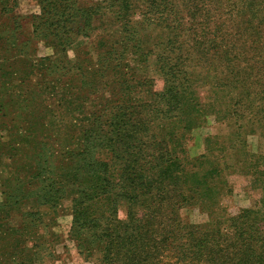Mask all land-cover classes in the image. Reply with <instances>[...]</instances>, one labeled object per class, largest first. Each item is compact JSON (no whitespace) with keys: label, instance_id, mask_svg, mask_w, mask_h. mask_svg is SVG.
<instances>
[{"label":"trees","instance_id":"1","mask_svg":"<svg viewBox=\"0 0 264 264\" xmlns=\"http://www.w3.org/2000/svg\"><path fill=\"white\" fill-rule=\"evenodd\" d=\"M36 1L30 36L0 4V264L22 250L4 241L28 219L55 224L64 203L91 264H264V154L247 142L264 139V0ZM34 40L54 54L38 57ZM232 175L258 193L234 215ZM194 208L206 222L182 216Z\"/></svg>","mask_w":264,"mask_h":264},{"label":"rangeland","instance_id":"2","mask_svg":"<svg viewBox=\"0 0 264 264\" xmlns=\"http://www.w3.org/2000/svg\"><path fill=\"white\" fill-rule=\"evenodd\" d=\"M3 3L9 4L13 6L14 14L19 19L17 22L22 27L23 31L26 35L30 36L35 27L39 24V19L41 16V9L36 0H0V4ZM76 3V7H81L85 2L88 5L97 4L101 2V0H72ZM107 13L106 11H102ZM138 19V16L134 17V20ZM30 38V37H28ZM35 41V40H34ZM77 42H80L81 39L77 38ZM35 48L37 49L38 57H48L53 55L52 49L48 46H43L42 41H35ZM75 50H79L81 47L77 46V43L72 45ZM89 51H91V57L93 60L97 58L94 54L93 47L87 45ZM76 58L82 59L83 57L78 54L74 55V52L71 51L67 55V59L69 62H74L77 60ZM149 76L154 80L156 91H159L162 87V82L159 75L154 71L152 62L149 64ZM206 88H202L200 90L201 96H205ZM108 93V92H107ZM216 123L213 118L207 119V124L204 125L199 130L193 132V141L192 146L190 148V153L193 156H196L202 152V138L206 135H212L215 133ZM248 145L250 146V150L253 153L264 154V139L259 134L249 135L247 137ZM4 175V173H3ZM229 182L232 186V195L224 199V205L228 208L231 214H236L238 211L242 209H246L250 207L251 202L254 199H257V192H249L248 191V183L249 179L243 177L241 175H232L229 177ZM252 193V194H250ZM2 201V197L0 194V202ZM68 207V203H64L63 207L58 212V217L55 221V224H51L48 222L49 216L43 217V222L39 223L38 227H34L30 224L31 219L27 220L25 224L26 227L23 229L22 235L16 239H10L8 241H4V245L9 246L12 244L20 245V250L16 262L17 264H29L31 261L32 264H48L46 258L47 255L51 251L54 252V257L50 264H91L85 261L80 255H78L75 245L72 241L68 239V231L70 227V218L68 215H63V210H66ZM28 211L27 207H20V209H15L11 213V217L8 219L10 221V225L14 228L19 229V225L22 222L21 214ZM125 211L123 207H119L118 209V217L120 219H124ZM182 216L184 218H188L192 224H202L206 222V216L199 213L197 209H187L182 211ZM41 236V237H39ZM57 237V245L49 248L52 238L55 239ZM97 254V258L100 260L102 257V252L99 250ZM36 253V254H34ZM7 264V263H6Z\"/></svg>","mask_w":264,"mask_h":264}]
</instances>
